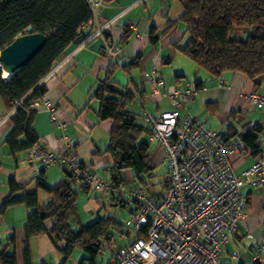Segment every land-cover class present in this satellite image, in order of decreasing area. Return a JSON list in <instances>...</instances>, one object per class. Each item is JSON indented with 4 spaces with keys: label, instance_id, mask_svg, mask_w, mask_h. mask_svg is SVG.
Wrapping results in <instances>:
<instances>
[{
    "label": "trees",
    "instance_id": "16d2710c",
    "mask_svg": "<svg viewBox=\"0 0 264 264\" xmlns=\"http://www.w3.org/2000/svg\"><path fill=\"white\" fill-rule=\"evenodd\" d=\"M113 1L116 0H102L99 12L107 2ZM179 1L183 6L182 15L177 22L168 21L160 35H167L178 22L181 23L185 28L187 41L183 46H180L179 41L173 46L194 63L197 69L203 71L208 79L218 80L225 73L241 74L252 84V92H258L264 82V0ZM90 3V0H0V51L19 36L28 33H41L47 38L43 49L9 79H3L0 71V98L10 112L8 119L11 130L3 141L9 155L29 153L32 148L39 147V137L32 128L38 109L31 104L34 101L43 102L45 78L77 43L88 36L90 27L86 25L93 18ZM127 35L128 31L124 28L122 39L127 38ZM157 38L156 33L150 34L153 43ZM103 54L106 55L104 52ZM157 76L160 77L159 74ZM176 77L180 78L181 75ZM160 79L165 87L164 79ZM192 85L182 88L193 87L197 93L204 81L195 80ZM176 88L180 87H174L172 91ZM134 97L135 94L128 89L115 88L109 76L91 95V99L98 100L100 104L98 119L112 123L108 152L113 165L110 167L109 181H106L110 188L100 192L91 187L99 194L94 199L105 197L116 207L126 210L128 217L119 221L106 212L99 215L93 223L82 225L77 207L78 195L81 191L87 193L90 187L77 184L73 174L62 167L66 178L53 187L43 183V171L40 173L36 184L47 195V202L43 205H40L36 192L25 193L24 188L10 180L9 196L0 204V216L14 204H22L27 209L22 236L23 264H33L29 250V240L32 237L46 235L64 256L65 262L72 257L75 248H78L85 257L82 256L76 264H98L97 258L101 252L111 250L115 235L121 238L133 234L130 242L119 246L124 247L146 233L148 225L141 231L126 225L131 206L136 204L135 200L127 196L128 191L142 190L151 196L161 193L167 183V171L162 181L151 183L155 176V165L149 145L150 129L143 115L144 124H141L138 122V114L130 110ZM167 98L172 104L168 94ZM188 104L180 109L179 120L185 116L197 120L188 111L180 114ZM258 132V129H254L252 133L239 135L231 126L225 132L217 133L225 143L232 142L239 136L244 143L245 154L258 159L264 152L258 144ZM125 170L131 171L135 186H127L122 177ZM157 185L161 187L156 191ZM19 190L22 196L13 198ZM102 208L107 210L104 204ZM46 223H49L48 227ZM13 241L14 237L11 236L9 244L0 242V264H17L14 251L8 252ZM114 261L113 253L107 262L101 264H114Z\"/></svg>",
    "mask_w": 264,
    "mask_h": 264
},
{
    "label": "crops",
    "instance_id": "0c3cea01",
    "mask_svg": "<svg viewBox=\"0 0 264 264\" xmlns=\"http://www.w3.org/2000/svg\"><path fill=\"white\" fill-rule=\"evenodd\" d=\"M182 13L183 6L179 0L107 2L101 9L100 18L102 21L114 19L112 34L119 48L116 60L103 54L104 39L99 36L88 46L79 49L75 46L54 69V74L45 78L43 82L46 92L43 100L49 101L53 106L56 121L51 119V113L45 108L36 111L32 128L39 137V147L59 154L64 147L63 139L66 138L73 144L80 160L88 164L96 175L99 174L105 181H109L113 160L108 152V138L112 123L98 119L99 101L91 99L98 85L109 76L115 88L128 89L135 94L133 103L137 105L130 110L138 114V122L141 124H144L142 115L145 111L156 115L174 109L167 98V94L174 87L193 86L190 80L204 81L192 102L180 114L188 111L205 128L218 133L225 132L231 126L239 135L258 129V144L261 151H264V109L256 110L245 100V96L253 91L247 78L241 74L225 73L214 81L201 74L188 59L182 60V54L173 46L178 41L183 46L187 41L185 28L179 22L167 35H160L166 23L177 22ZM124 28L128 35L122 39ZM153 32L159 37L154 43L150 39ZM188 72L193 74L192 77ZM150 73L155 77L159 74L165 81L161 97L150 94L151 85L145 79ZM176 75L181 77L177 78ZM258 92L264 94V82ZM203 103L209 110L203 108ZM9 115L4 100L0 98V204L9 196V181L14 180L18 186L24 188L25 193L36 192L40 205H43L47 202V195L36 184L34 169L28 163V152L11 156L3 144L11 130ZM62 123L65 128L60 127ZM149 142V145H155L152 149L154 165L165 163L160 146L156 142ZM255 160L257 158L246 154H234L231 157L237 174L250 167ZM36 167L41 168L42 162L38 161ZM42 177L46 186L53 187L65 179L66 175L59 165H52L43 171ZM122 177L126 183L133 181L129 170L123 171ZM157 190L159 189L156 186ZM242 193L248 201L247 217L237 236L225 247L221 255L223 264H253L254 251L264 243V185L257 189L244 187ZM98 195L91 188L87 193H79L77 207L80 221L83 219L80 208L89 224L102 213H108V210L102 208L105 197L94 199ZM21 196L22 192L19 190L13 198ZM109 206L116 207L111 202ZM26 215L27 209L24 205L14 204L0 216V242L9 244L10 237H14V244H10L8 252L14 251L17 264H23L22 236ZM46 225L48 227L49 223ZM246 234H250L252 238H247ZM29 250L33 264H67L64 256L46 235L32 237L29 240ZM235 252L238 254L236 260L232 258ZM76 262L77 260L73 264ZM261 264H264V251Z\"/></svg>",
    "mask_w": 264,
    "mask_h": 264
},
{
    "label": "built area",
    "instance_id": "2783aa9c",
    "mask_svg": "<svg viewBox=\"0 0 264 264\" xmlns=\"http://www.w3.org/2000/svg\"><path fill=\"white\" fill-rule=\"evenodd\" d=\"M101 1L90 0L93 18L86 25L90 32L76 48L85 47L101 36L104 53L116 60L119 48L112 34L114 19L101 20ZM145 79L151 85V94L161 97L164 83L160 77L150 73ZM195 94L193 87L176 88L168 94L175 106L173 111L156 115L145 111L143 115L149 125L150 141L156 142L163 151L167 183L161 193L154 196L142 190L128 191L127 196L136 204L130 209L126 225L137 231L147 225L148 228L144 236L117 249L114 264H223L221 255L225 247L237 236L247 217L248 201L243 188L257 189L264 185V152L250 167L237 174L231 157L245 154L239 136L225 143L216 131L203 127L195 118L185 116L179 120L180 109L190 103ZM245 99L256 109L264 108V94L250 92ZM31 105L45 108L56 121L49 101H34ZM60 127L65 128V124ZM63 140L64 147L59 154L41 147L31 149L28 163L34 169V178L37 180L42 171L57 164L73 174L77 184L108 191V183L80 160L73 144L66 138ZM38 161L42 162L41 168L36 167ZM246 237L252 238L250 234ZM263 251L264 243L254 251L253 264H261ZM232 258L238 259V254L233 253Z\"/></svg>",
    "mask_w": 264,
    "mask_h": 264
},
{
    "label": "water",
    "instance_id": "95a60500",
    "mask_svg": "<svg viewBox=\"0 0 264 264\" xmlns=\"http://www.w3.org/2000/svg\"><path fill=\"white\" fill-rule=\"evenodd\" d=\"M47 38L41 33L19 36L0 51V70L12 76L26 66L46 45Z\"/></svg>",
    "mask_w": 264,
    "mask_h": 264
},
{
    "label": "rangeland",
    "instance_id": "374dc122",
    "mask_svg": "<svg viewBox=\"0 0 264 264\" xmlns=\"http://www.w3.org/2000/svg\"><path fill=\"white\" fill-rule=\"evenodd\" d=\"M180 56H182V58H183L182 60L187 61V59L183 55H180ZM188 62H191V61H188ZM191 64L193 66H195L193 63H191ZM197 70H199V69H197ZM199 72H201V74H203L204 76H207L203 71L199 70ZM188 75L190 77H192L193 74L189 73ZM5 80H7V79H5ZM193 81L194 80H190V83L192 84ZM184 83H186V81ZM136 105H137L136 103H131L130 108H135ZM202 106L206 110H209L208 107L204 103L202 104ZM150 146H151V149H153L155 145H154V143H151ZM166 171H167L166 163L157 164V166H155V170H154L155 176L151 179V183H159L160 181H162ZM127 186L131 187V186H135V184L133 183L132 180H130V181H127ZM157 187L160 189L161 186L157 185ZM103 203L105 206H107V210H108L109 215H114L117 220L122 221V219H124V217H128L127 211L124 210L123 208L118 207V206L115 208L114 207L111 208L109 206V202L107 199H105ZM80 212H81V216H83V219H81V222H82L81 224L84 226L89 225L90 222L85 221V216L83 215L84 213H83L81 208H80ZM102 215H103V213H102ZM132 237H133V234H130V236H127V237L124 236L121 238H119L118 235H115L114 236V243H113L111 250L102 251L101 254L97 258V263L101 264V263L107 262L109 260V258L113 255V253L117 250V248H118L117 246L123 245L124 243H127L128 241L130 242L132 240ZM82 256L85 257V254L83 255L81 250H79L78 248H75L72 257L67 261V264H73L74 261L81 259Z\"/></svg>",
    "mask_w": 264,
    "mask_h": 264
},
{
    "label": "bare ground",
    "instance_id": "6f19581e",
    "mask_svg": "<svg viewBox=\"0 0 264 264\" xmlns=\"http://www.w3.org/2000/svg\"><path fill=\"white\" fill-rule=\"evenodd\" d=\"M2 77H3L4 79H9V78H10V75H9V74H6V73H4V72H2Z\"/></svg>",
    "mask_w": 264,
    "mask_h": 264
}]
</instances>
